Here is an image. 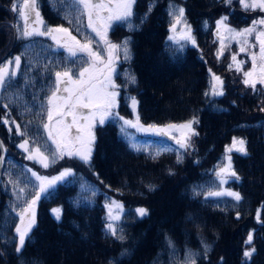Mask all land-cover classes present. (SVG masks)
Masks as SVG:
<instances>
[{
  "label": "trees",
  "instance_id": "trees-1",
  "mask_svg": "<svg viewBox=\"0 0 264 264\" xmlns=\"http://www.w3.org/2000/svg\"><path fill=\"white\" fill-rule=\"evenodd\" d=\"M36 5L45 27L68 28L80 42L89 37L95 46L86 15L77 22L76 13L56 0H37ZM180 7L185 10L181 24L191 26L194 46L169 40L175 22L170 13ZM132 11L128 21L114 22L107 34L112 43L129 41V59L122 50L116 53V112L127 120L138 113L145 126L182 124L195 117L193 149L185 151L170 137L171 143L144 137L116 117L96 128L89 163L74 157L47 168L31 163L18 147L25 138L41 151L43 146L55 150L42 127L47 116L41 107L55 72L65 67L78 72L86 60L57 50L47 37L21 38L15 32L13 40L10 24L0 23V64L21 56L12 87L0 93V118L10 113L9 120L26 130L22 137L15 125L9 132L0 121L8 150L0 181V264H185L189 252L196 264H264V90L260 84L256 90L246 87L242 73L229 69L234 54L243 58L246 53L233 45L222 49L216 31L222 17L242 29L264 18V11L246 10L239 0H135ZM213 74L223 81V95L212 94ZM9 100L13 103L5 109ZM234 137L247 142V155L226 152ZM229 156L239 179L231 176L221 183L217 173ZM30 168L47 177L64 169L74 174L40 193L30 239L18 254L19 213L39 192ZM223 190L238 192L241 200L207 195ZM112 201L122 205L115 222L106 209ZM56 208L62 210L60 220L51 213ZM138 208L147 214L141 217ZM110 222L124 240L110 234ZM249 233L251 244L246 243ZM253 248L246 258L244 252Z\"/></svg>",
  "mask_w": 264,
  "mask_h": 264
},
{
  "label": "snow or ice",
  "instance_id": "snow-or-ice-1",
  "mask_svg": "<svg viewBox=\"0 0 264 264\" xmlns=\"http://www.w3.org/2000/svg\"><path fill=\"white\" fill-rule=\"evenodd\" d=\"M57 3H61L68 9L73 10L76 13V20L79 22L80 18L84 15L87 16V27L96 33V36L100 37L106 45L107 59L101 54L99 50H93L92 38L85 37V42L81 43L72 36L68 28L64 27H47L46 30H41L39 26L43 25V20L40 18V13L36 11L37 0H22L21 3L13 2L12 11L16 12L24 20V28L21 31L19 26L17 31L20 33L21 38H29L32 36H50L53 40L60 44L61 39H65V42L61 44L66 48L69 53V57H77V53H86L88 59L84 61L87 67H80L78 72H74L73 68L65 67L60 71L55 72V80L49 88L50 94L47 96V104L42 105V110L46 113L47 121L43 122L42 127L47 134V140H50L54 144L55 150L49 151L47 146L44 151H41V147L25 138L23 143L19 145L20 148L28 152V159L36 160L44 168L49 167L51 164L56 163L59 159H63L65 156L72 158H79L85 163H89L92 156V146L95 142L96 136L94 129L99 125H103L109 118L118 117L123 120V125L136 128L139 131H151L157 135H170L172 130L180 131L182 134L181 139H176V144L180 148L187 151L192 147V137L198 135L194 124L199 121L193 117L192 119L182 124H167L164 126H157L155 124L145 126L140 122L139 114L136 113L135 121L124 119L119 117V114L115 112L117 104V97L119 95L116 90L119 86L113 80V73L115 72L114 61L116 59V53L123 51L124 58H130V50L128 47L129 41L126 39L120 44L112 43L107 39V31L113 20L128 21L133 15V5L135 0H71V3H67L66 0H56ZM225 3H231L232 0H224ZM239 3L246 10L259 9L264 11V0H239ZM184 8H174L170 13L173 16L174 23L171 30L176 31V24L180 23L184 19ZM35 13V18H31V14ZM106 13V14H105ZM72 22L71 20L69 21ZM227 17H222L217 23V32L219 35L220 26L223 25L229 37L232 39L239 38L238 43L241 44L240 51L247 52L251 58L252 67L248 71H243L244 80L243 83L246 87H250L256 90L257 84L264 86V18L254 20L252 25L241 30H236L227 25ZM186 24V21H185ZM31 29V30H29ZM79 31V29H77ZM54 33H63L64 37L58 39ZM255 36L256 43H250L249 37ZM182 39L190 41L193 45L196 44L195 37L191 34V26L186 25V30L182 33ZM174 36H170L169 40H174ZM75 42L74 44L70 43ZM258 52L252 51L257 47ZM224 42L221 38V48L223 49ZM222 52H218L217 55H221ZM232 61L236 65V71H242L241 65L245 61H237V56H232ZM75 63V61H73ZM102 66V67H101ZM21 67V56L17 55L12 60H7L3 64H0V93L6 89L12 87L11 81L17 76ZM232 64L229 65L231 69ZM134 82L135 78L130 77ZM213 80L219 82V86L216 83L212 84L213 95H223V81L219 76L213 74ZM207 95V93H206ZM17 99L19 96L17 94ZM13 103L9 100V103L4 104V108L7 109L9 104ZM137 101L135 97H132V107L135 113ZM264 110V109H262ZM10 113H7L4 117L0 118V121L8 126V131H12L11 125H15V131L20 136L26 135V130L22 131L21 127L15 120H9ZM70 118V119H69ZM75 130V131H73ZM121 131L124 132L125 128L122 126ZM247 142L244 139L233 138L232 145L226 148V152H231L234 148L247 155ZM31 145V146H29ZM239 145V147H237ZM0 150L4 149L3 142H0ZM169 150V149H164ZM34 153V154H33ZM47 153V154H46ZM157 155L160 153L157 152ZM4 157L0 156V163L3 162ZM228 165L221 171L229 172L232 177L239 179L236 172L231 170V157L228 158ZM178 162L181 161V157H177ZM31 171V169H29ZM74 173L71 169H64L55 177L41 176L36 172H32V175L40 181L39 192L31 201H27L25 206L21 209L20 225H17L15 232L18 237V241L15 245V251L20 254L23 252L26 244V240L30 239V232L35 224V211L34 205L40 198V193L45 192L48 187H51L56 181L63 180L66 176H71ZM220 175V172L217 173ZM225 181L222 179L221 183ZM9 183L17 187V182L9 180ZM25 188H19V193H24ZM198 194V193H197ZM19 195V194H17ZM208 196H222L228 195L234 197L236 201L241 200V196L238 192H214L209 191ZM112 205L117 208H122V205L117 204L116 201H112ZM55 218L61 219L62 210L60 208L53 209ZM136 212L142 217L147 214V209L138 208ZM27 217V223H25ZM109 218L110 220L118 219V216H113L111 212V206H109ZM259 213H257V219H259ZM107 229L110 234L118 240H124L125 236L121 231L119 234L117 228L110 222L107 224ZM252 234L249 233L246 243L251 244ZM171 245V241H169ZM207 249V245H205ZM255 249L244 252L246 258H250ZM195 254L189 252L185 258V264H196Z\"/></svg>",
  "mask_w": 264,
  "mask_h": 264
},
{
  "label": "rangeland",
  "instance_id": "rangeland-1",
  "mask_svg": "<svg viewBox=\"0 0 264 264\" xmlns=\"http://www.w3.org/2000/svg\"><path fill=\"white\" fill-rule=\"evenodd\" d=\"M106 14V13H105ZM31 18L32 19H34L35 18V13H32L31 14ZM41 18V17H40ZM114 22H119L118 20H113L112 22H111V25H110V27L108 28V31H107V34H108V32H109V30H110V28H111V26L113 25V23ZM227 23V25L229 26V27H231V28H233V29H236V30H241V29H237V28H234V27H232L231 25H229L228 24V22H226ZM33 26H39L40 28H41V30H46V28L47 27H45L44 26V24L43 25H33ZM53 28H57V27H53ZM242 29H244V28H242ZM29 30H31V29H29ZM185 30H186V27H184L182 24H181V22L180 23H177L176 24V31L175 32H173V31H171V34H170V36H174L175 37V39L174 40H171V41H179V42H187V43H189L190 45H193L190 41H186V40H184V39H182L181 38V36H182V33H184L185 32ZM92 31V30H91ZM216 31H217V29H216ZM93 33V32H92ZM95 33V32H94ZM54 35H56L57 37H58V39L59 38H61V37H64L65 36V34H63V33H54ZM95 35H96V33H95ZM73 36V35H72ZM169 36V37H170ZM43 37H47V38H49L51 41H52V43L54 44V46H55V48L57 49V50H61V51H64L66 54H68L69 55V53H68V51L66 50V48H64V47H62L61 46V44H63L64 42H65V39H61V41H60V44H57V42L55 41V40H53L50 36H43ZM221 38L223 39V42H224V45L226 46V45H233V46H235V47H237L239 50H240V48H241V44L240 43H238L237 41H238V39L239 38H235V39H232V38H230L229 37V34L227 33V31L225 30V28H224V26L223 25H221L220 26V29H219V35H218V32H217V39H218V42H220V44H221ZM96 44H95V46L92 44L91 46H92V48H93V50H99L100 52H101V54L105 57V59H107V51H106V45L104 44V42H103V40H101L100 39V37H98V36H96ZM77 40H79V39H77ZM216 40V39H215ZM80 41V40H79ZM249 41H250V43H256V41H255V36H251V37H249ZM70 43H72V44H74L75 42H71L70 41ZM81 43H83V42H81ZM97 45V46H96ZM194 46V45H193ZM258 45H257V47H255L254 49H252V51H257L258 52ZM244 53H246V54H244L245 56H243V58H237V61H240V60H243V61H245V63L243 64V65H241V67H242V71H240L241 73H242V76H243V71H248V70H250L251 69V67H252V64H251V58H250V56L247 54V52H244ZM116 55V59H115V61H114V67H115V71H116V65H117V54H115ZM77 57H80V58H82V59H85V60H87L88 59V57H87V54L86 53H77ZM230 64H232L233 65V67L230 69V70H233V71H235V72H238V71H236V65H235V63L232 61ZM229 64V65H230ZM85 67H87V64H86V66ZM102 67V66H101ZM114 74H115V72L113 73V76H114ZM243 78H244V76H243ZM215 83L219 86V83L218 82H216L215 81ZM263 90H264V86H263ZM117 108V107H116ZM115 112H116V109H115ZM70 119V118H69ZM109 119H111V118H109ZM108 119V120H109ZM107 120V121H108ZM133 121H135L134 119H132ZM47 121V120H46ZM106 121V122H107ZM98 126H101V125H99V124H97V126L95 127V129H94V132H95V130H96V128L98 127ZM126 127H128V126H126ZM129 129H131V130H133V131H135V132H137V133H139L140 135H142V136H144V137H149V138H152V137H161V138H164L167 142H169V143H171V141L169 140V139H167L166 137H170V138H172L173 136L174 137H176V139H181L182 138V134H181V132L180 131H175V130H172L171 131V134L170 135H157V134H155L154 132H151V131H139V130H137L136 128H133V127H128ZM194 128V127H193ZM73 131H75V130H73ZM197 135H195V136H193L194 138L196 137ZM192 137V138H193ZM1 138V137H0ZM2 140V139H1ZM174 140V139H173ZM49 142L52 144V142L49 140ZM23 143V142H22ZM174 143L176 144V141L174 140ZM191 143H192V147L191 148H189L190 150H192L193 149V146H194V144H193V141H191ZM20 145V144H19ZM94 145V144H93ZM232 145V143L229 145V146H231ZM52 146H53V148L55 149V145L54 144H52ZM228 146V147H229ZM19 147V146H18ZM237 147H239V145H237ZM19 149L22 151V152H24V154H25V156H26V159L28 160V161H30L31 163H33V164H35V165H37V166H39L40 168H44L40 163H38L36 160H33V159H28L27 157H28V155H29V153L28 152H25L24 151V149H22V148H20L19 147ZM92 151H93V146H92ZM231 152H239V151H237L235 148L231 151ZM231 152H228V153H231ZM7 154H8V150H7ZM34 154V153H33ZM65 157H67V156H65ZM75 158V157H74ZM76 159H78L79 161H80V159L79 158H76ZM82 161V160H81ZM228 163H229V161H228V159H227V164L225 165V167L228 165ZM30 167V166H29ZM224 167V168H225ZM223 168V169H224ZM31 169V175H32V172H36L37 174H39L37 171H35V170H33L32 168H30ZM63 171V170H62ZM220 172V175L221 176H219L220 177V179L222 180H224V181H226L227 179H230V177H231V175L229 174V172H226V171H219ZM60 173V172H59ZM59 173H57V174H55V175H53V176H51V177H55V176H58L59 175ZM39 175H41V176H46V175H43V174H39ZM33 176V175H32ZM51 177H49V178H51ZM69 176H66V177H64V179L63 180H58V181H56L51 187H48L47 188V190L46 191H48V190H50V189H53L54 187H56L59 183H61L62 181H64L66 178H68ZM33 178H34V180L36 181V183L38 184V186L40 185V181H38L37 179H36V177L35 176H33ZM45 191V192H46ZM223 192H225L226 193V191L225 190H223ZM44 192H42V194H43ZM117 204H119V203H117ZM119 205H121V204H119ZM109 206H111V212H112V215L113 216H118L119 218H120V215H121V213H122V208H117L116 206H114V205H112V202L111 203H109V204H107L106 205V209H107V213H108V215H109ZM34 207V206H33ZM34 211H35V207H34ZM51 213L55 216V214H54V212H53V210H51ZM118 218V219H119ZM118 219H114V220H111L112 222H115V221H118ZM21 223V222H20ZM25 223H27V217H26V220H25ZM20 225V224H19ZM34 226V225H33Z\"/></svg>",
  "mask_w": 264,
  "mask_h": 264
},
{
  "label": "flooded vegetation",
  "instance_id": "flooded-vegetation-1",
  "mask_svg": "<svg viewBox=\"0 0 264 264\" xmlns=\"http://www.w3.org/2000/svg\"><path fill=\"white\" fill-rule=\"evenodd\" d=\"M9 0H3V2L0 3V9L2 11V13H0L1 17H0V23H4V24H10L11 28H12V31H13V40H15V37H16V33H18V35H20V33L17 31V27L16 26H19L20 30L22 31L23 28H24V20L16 13V12H13L12 11V4L14 2V0H11L9 3L8 2ZM15 2L17 3H21L22 0H15ZM6 11L9 12V15L11 17V19H7V13ZM36 11L39 12L38 8H37V5H36ZM34 13V12H33Z\"/></svg>",
  "mask_w": 264,
  "mask_h": 264
},
{
  "label": "water",
  "instance_id": "water-1",
  "mask_svg": "<svg viewBox=\"0 0 264 264\" xmlns=\"http://www.w3.org/2000/svg\"><path fill=\"white\" fill-rule=\"evenodd\" d=\"M0 142H3L0 138ZM4 145V143H3ZM4 149H6V151L4 150H0V156H3L4 159H3V162L0 163V181H1V178H2V174H3V170H4V166H5V162H6V156H7V148L6 146L4 145Z\"/></svg>",
  "mask_w": 264,
  "mask_h": 264
}]
</instances>
